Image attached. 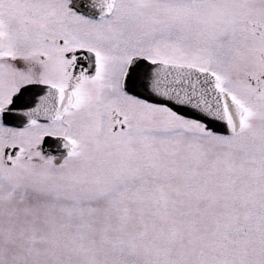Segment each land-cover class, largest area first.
I'll return each mask as SVG.
<instances>
[{"label":"snow or ice","instance_id":"obj_1","mask_svg":"<svg viewBox=\"0 0 264 264\" xmlns=\"http://www.w3.org/2000/svg\"><path fill=\"white\" fill-rule=\"evenodd\" d=\"M0 264H264V0H0Z\"/></svg>","mask_w":264,"mask_h":264}]
</instances>
